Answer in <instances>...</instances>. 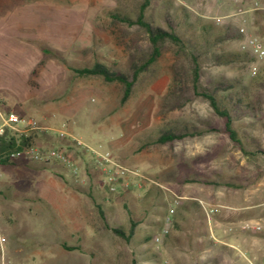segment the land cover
Returning a JSON list of instances; mask_svg holds the SVG:
<instances>
[{
	"label": "rangeland",
	"instance_id": "rangeland-1",
	"mask_svg": "<svg viewBox=\"0 0 264 264\" xmlns=\"http://www.w3.org/2000/svg\"><path fill=\"white\" fill-rule=\"evenodd\" d=\"M173 1L187 6L204 21L230 22L243 29V40L229 42L225 49H242L249 37L264 45V19L254 18L255 11L264 10V0ZM31 4H36L31 17L38 29L45 20L54 26L51 41L42 42L59 50L66 63L48 59L37 77L31 78L32 83H26L18 94L0 96V109L31 117L53 132H69L84 146L110 153L144 180L129 175L126 186L110 192L88 154L78 159L87 170L88 179L83 184L74 183L68 170L54 162L36 165L23 161L0 170V233L5 237L7 264H128L131 258L137 264H203L212 251L211 242H216L212 236L232 248V255L223 254L229 261L264 264V157H246L221 132L184 139L171 147L151 146L138 151V141L161 124L206 122L221 126L202 97L181 109L161 113L173 60L170 50L163 51L153 76L123 105L118 102L119 84L77 77L67 68L90 66L98 60L125 70L130 52L147 51L149 44L142 30L130 27L122 32L103 17L115 6L130 9L137 2L34 0ZM157 12L155 7L152 13ZM29 38L31 46L24 45V49L34 58L39 51L37 41L41 40ZM257 65L264 66V59ZM251 76L246 65L216 66L211 55L201 62L203 88L218 81H238L244 89ZM248 91L258 97L259 112L233 125L241 138L247 134L264 146V90ZM36 143L51 146L67 141L59 142L47 134ZM184 163L208 176L250 177L256 181L244 190L183 183L180 166ZM97 204L110 227L126 230L129 213L138 222L135 237L128 244L106 230ZM69 213L71 219L67 218ZM167 215L171 218L169 232L162 242L155 243ZM70 221L80 223L79 234H68ZM141 239L147 241L141 243ZM63 243L79 249L66 250Z\"/></svg>",
	"mask_w": 264,
	"mask_h": 264
},
{
	"label": "trees",
	"instance_id": "trees-1",
	"mask_svg": "<svg viewBox=\"0 0 264 264\" xmlns=\"http://www.w3.org/2000/svg\"><path fill=\"white\" fill-rule=\"evenodd\" d=\"M34 0H0V17L6 15L17 6H22ZM137 5L126 9L115 6L104 12L103 17L110 26H119L122 32L130 27H136L144 32L148 40L147 51L130 52V63L125 70L114 69L102 61H94L90 66L67 68L77 77L98 78L105 84H119L121 95L119 105L125 104L135 90L155 73V64L164 50H170L173 60L169 66V80L166 92L163 96L162 112H168L183 108L187 103L197 97L205 99L213 114L221 120V126L200 122L199 124L183 123L180 125L165 123L157 126L152 132L144 135L138 141V151L151 146L171 147L174 142L184 139L198 138L208 133H224L231 143L243 155L251 159L264 157V146L258 139L243 134L238 135L234 122L244 118H254L259 112L258 97L251 96L248 89L264 90V66L257 65V57L249 49L229 50L224 45L229 42H241L244 33L240 28L230 22H208L193 15V12L183 4H177L173 0H134ZM157 7L155 15L153 9ZM254 18L264 19V10L254 12ZM264 48V45H261ZM37 47L42 57L32 66L28 73L27 83H32L31 78H36L38 71L48 59H55L66 63L60 57L59 50L50 48L42 41H37ZM127 47H129L127 45ZM129 49V48H127ZM211 55L216 66L246 65L251 75V68L256 67V72L249 79L248 86L244 89L238 86V81H218L209 87H201V62L203 58ZM247 89V91H246ZM8 111L7 109H5ZM47 134L32 133L27 137L20 138L21 145H34L36 139H43ZM59 142L60 140L56 137ZM246 143V144H245ZM41 146H46L40 143ZM65 146L71 152L74 159L78 160L85 154L84 151L76 150L67 144L51 145ZM246 145H250L246 148ZM16 147L14 138L9 134L0 137V170L13 168L21 164L20 160L10 159L9 150ZM37 165V163H34ZM182 182L198 184L208 187H226L230 189H247L256 179L246 177L232 179L219 174L205 175L195 169L189 168L185 163L180 166ZM91 178V176H89ZM100 219L106 230L128 244L135 237V228L138 225L128 215L127 229L110 227L105 221L104 211L100 205H96ZM177 226V225H176ZM147 239H141L144 243ZM211 242V240H210ZM66 250H78L79 247L61 244ZM211 253L204 259L203 264H236L224 256L232 255L234 251L224 244H210ZM224 254V255H223ZM222 255V258H221ZM128 264H137L131 258ZM200 264V263H198Z\"/></svg>",
	"mask_w": 264,
	"mask_h": 264
},
{
	"label": "built area",
	"instance_id": "built-area-1",
	"mask_svg": "<svg viewBox=\"0 0 264 264\" xmlns=\"http://www.w3.org/2000/svg\"><path fill=\"white\" fill-rule=\"evenodd\" d=\"M257 5V2H255ZM243 31V29H241ZM242 49H249L258 60L264 59V49L255 42L252 37L247 38L243 44ZM256 67L251 68V74L254 75ZM32 133H45L53 134L58 139L67 141L68 145L72 148L80 151H84L85 154L90 156L92 164L99 170L103 176L108 191L113 192L119 186H126L129 175L144 180L143 176L136 170H130L120 165L115 158L108 152L101 153L97 150L90 149L83 145V143L73 136L71 133L64 130H57L53 132L49 128L40 126L36 120L31 117H23L13 111H6L0 109V137L5 134H9L14 138L16 147L9 150L8 156L13 160H20L26 162H33L37 164L54 162L58 163L62 167L68 170L69 176L73 179L74 183L83 184L88 175L82 172L81 165L78 160L74 159L71 152L67 151L61 146L58 148L50 146H41L39 144L21 145L20 138L27 137ZM141 180V181H142ZM140 186V183L137 184ZM216 211V210H214ZM173 210L170 209L168 214H172ZM170 215H167L164 220V226L160 231V234L154 238L155 243L162 242V239L168 234L171 224ZM258 229V228H256ZM5 237L0 233V264H7L4 252Z\"/></svg>",
	"mask_w": 264,
	"mask_h": 264
},
{
	"label": "crops",
	"instance_id": "crops-1",
	"mask_svg": "<svg viewBox=\"0 0 264 264\" xmlns=\"http://www.w3.org/2000/svg\"><path fill=\"white\" fill-rule=\"evenodd\" d=\"M34 5L36 4L29 3L22 6H17L6 15L0 17L1 97H3L4 94H18L20 90L26 86L30 69L42 57L41 52L38 50H36L38 51V55L34 54L33 58L31 52H29L26 48L24 49V45H28V47L31 46L29 37H37L39 40L44 42L51 41L54 32L53 23L45 20L44 25H41L42 29H38L37 25L34 24L35 20H33L31 17V13H33L35 10ZM41 7L43 8L42 5ZM18 96H20V94L17 95V97ZM20 101L18 103H21ZM81 169L82 172H85L87 175V170L83 169L82 165ZM70 215L72 214L69 213L67 218L71 219ZM77 220H79V217ZM67 227L70 229V232L68 233L70 236L76 235L74 231H78L77 234H79V230L81 228L78 221L68 222ZM217 227L219 229L223 228L222 224L221 226L217 225ZM212 238L216 241L213 242L215 244H226L225 241H222L215 236H212ZM236 241L238 242L237 239ZM76 242H79V239H76ZM234 247L236 249V246Z\"/></svg>",
	"mask_w": 264,
	"mask_h": 264
}]
</instances>
